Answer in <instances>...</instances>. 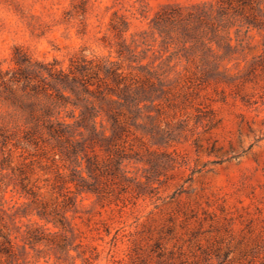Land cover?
<instances>
[{
  "label": "trees",
  "instance_id": "1",
  "mask_svg": "<svg viewBox=\"0 0 264 264\" xmlns=\"http://www.w3.org/2000/svg\"><path fill=\"white\" fill-rule=\"evenodd\" d=\"M143 16V34H165L149 48L153 61H140L149 49L135 34L115 58L0 61V264H21L26 245L63 264L78 196L125 205L154 192L185 161L177 145L197 149L211 131V80L264 95V0L166 4ZM247 246L239 264H264V238Z\"/></svg>",
  "mask_w": 264,
  "mask_h": 264
},
{
  "label": "rangeland",
  "instance_id": "2",
  "mask_svg": "<svg viewBox=\"0 0 264 264\" xmlns=\"http://www.w3.org/2000/svg\"><path fill=\"white\" fill-rule=\"evenodd\" d=\"M199 1L0 0V61L5 67L19 52L38 61L109 50L115 58L133 34L138 50H147L165 34L155 32L157 40L143 34V15ZM140 59L153 61L152 51ZM207 91L215 112L211 131L201 135L197 149L177 145L185 161L155 183L154 192L125 205L119 200L102 206L85 194L80 205L77 197L75 240L60 254L63 264H239L250 240L264 238V95L251 83L237 91L213 80ZM52 197L45 194L48 201ZM80 242L89 246L85 253ZM19 257L21 264H58L53 253L37 257L28 245Z\"/></svg>",
  "mask_w": 264,
  "mask_h": 264
}]
</instances>
